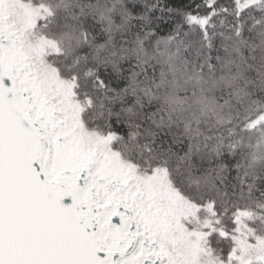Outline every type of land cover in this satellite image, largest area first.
<instances>
[{
    "label": "snow or ice",
    "instance_id": "6c2138e0",
    "mask_svg": "<svg viewBox=\"0 0 264 264\" xmlns=\"http://www.w3.org/2000/svg\"><path fill=\"white\" fill-rule=\"evenodd\" d=\"M0 264H264V0H0Z\"/></svg>",
    "mask_w": 264,
    "mask_h": 264
}]
</instances>
